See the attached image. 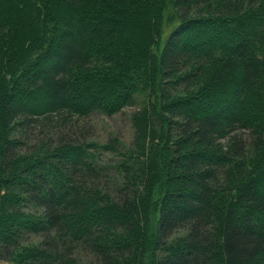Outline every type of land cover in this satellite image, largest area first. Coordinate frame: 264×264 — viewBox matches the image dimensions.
<instances>
[{"label": "trees", "instance_id": "1", "mask_svg": "<svg viewBox=\"0 0 264 264\" xmlns=\"http://www.w3.org/2000/svg\"><path fill=\"white\" fill-rule=\"evenodd\" d=\"M3 261L264 264V0H0Z\"/></svg>", "mask_w": 264, "mask_h": 264}, {"label": "rangeland", "instance_id": "2", "mask_svg": "<svg viewBox=\"0 0 264 264\" xmlns=\"http://www.w3.org/2000/svg\"><path fill=\"white\" fill-rule=\"evenodd\" d=\"M136 105L126 107L124 110L107 116L104 114H95L87 120V125L91 128L92 138L106 141L112 136H118L121 140L130 143L133 137V127L131 115L136 109ZM121 150V149H120ZM108 156L115 157V153L104 152ZM118 155L119 153L116 152ZM33 237L34 234H33ZM2 263L8 264L7 261Z\"/></svg>", "mask_w": 264, "mask_h": 264}]
</instances>
